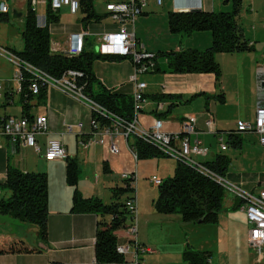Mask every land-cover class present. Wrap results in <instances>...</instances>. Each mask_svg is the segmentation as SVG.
<instances>
[{
	"label": "crops",
	"instance_id": "0c3cea01",
	"mask_svg": "<svg viewBox=\"0 0 264 264\" xmlns=\"http://www.w3.org/2000/svg\"><path fill=\"white\" fill-rule=\"evenodd\" d=\"M147 1L146 10L137 19L134 27L137 42L146 51L158 54L178 51L181 48L205 50L211 47L213 35L210 31L195 32L191 36L172 33L169 29L168 12L216 11L217 7H222L221 1L215 3V0H164L162 5H158L156 0ZM259 1L251 0L237 15L242 33L254 49L245 52L219 53L217 60L222 69L220 83L214 73L173 72L168 68L165 57L158 58L159 68L156 72L138 76V80L146 84L145 100L141 103V121L145 126H151L156 119H162L165 130L182 133L184 123L189 117H194L195 131L189 135L190 140L192 143L198 140L208 149V154L194 155V158L199 162L207 163L214 162L218 154L227 155L231 162L224 176L256 193L264 189V170L251 174L243 170L237 171L233 165L250 151V146H246L245 141H257L264 149L259 134L237 131L238 122L255 119L258 71L259 68L264 70V5ZM102 3L105 6V0H102ZM12 4L15 6L16 17L22 16L21 10L30 6L29 0H17ZM47 8L48 5H39L38 10L47 12ZM63 8H67L66 13L78 17L73 21L69 19L68 22H63ZM63 8L56 13L59 15V20L50 22L51 48L54 52H65L71 45V35L83 30L89 32L84 36V50L99 52V49H96L100 46L99 35L118 30V24L112 20L105 7L102 11H97L101 15L100 19H92L90 22L83 21L85 17L83 11L78 13L81 15L79 16L72 14L68 6ZM0 44L13 52L16 50L15 47H11L15 46L12 42L0 40ZM21 47L19 50L23 48ZM93 67L98 80L107 89L133 96L135 84L130 77L134 74L135 64L131 59L122 61L98 59ZM14 74L15 66L0 55V80L4 84L3 98L0 101L1 116H24L20 92H18L19 85L13 79ZM222 93L225 95L224 103L217 99V95ZM160 95L166 98L159 100L156 96ZM29 114L32 117L39 115L48 117V133L37 137L42 151L19 148L14 152L10 140L6 136H0V182L6 180L9 166L18 167L25 172H46L49 213L45 223L24 215L0 213V223L5 224L10 230L7 234L0 235V264H48L49 262L97 264L96 234L101 227L110 225L112 216L72 212L74 192L77 189L85 197H98L105 203L116 202L118 200L114 197L113 200L110 199L104 189H111L113 195V188L125 183L122 178L124 172L137 175L138 187L147 180V187L153 188L151 206L146 207L141 202V194L138 190L139 230L140 227L148 228L156 221L167 222L164 225L171 224L172 215L160 216L162 219L156 220L158 214L154 209L153 201L158 194L154 187L158 185L151 179L157 177L163 180L174 175L178 166L176 159L165 157L135 160L128 141L123 136L116 137L119 148L117 154L110 152L108 146L111 140H107L105 145L97 143L84 148L82 142L94 135L92 107L86 99L74 97L53 84L48 85L45 100L40 101L35 96L30 101ZM209 119H213L214 124L209 126L207 124ZM67 126H72V131H69ZM251 135L254 137H250ZM237 137H241L242 145L236 147L233 142ZM221 138L227 145L225 150L222 149ZM50 139L61 140L66 148V159L55 161L45 159L43 154ZM131 139L129 144L132 142ZM231 147L240 151L229 155ZM68 158H76L80 165L79 181L76 186H71L67 182ZM146 163H151L150 170L144 167ZM82 173L83 177H81ZM241 206L242 202L235 197L234 202L226 205V209L230 213L233 208L242 210ZM244 215L248 230L245 212ZM114 234L118 237V241L126 240L125 230L118 229ZM138 237L142 244L155 248L156 253L149 256H163V251L157 248L159 242L147 234L142 235V238ZM147 257L148 255L145 257L146 262H148Z\"/></svg>",
	"mask_w": 264,
	"mask_h": 264
},
{
	"label": "trees",
	"instance_id": "16d2710c",
	"mask_svg": "<svg viewBox=\"0 0 264 264\" xmlns=\"http://www.w3.org/2000/svg\"><path fill=\"white\" fill-rule=\"evenodd\" d=\"M95 0H80L81 11L84 12V22L98 20L101 15L95 9ZM227 1V0H226ZM230 1V0H229ZM243 0H233L232 11H169L168 23L172 33L182 36H191L195 32L210 31L213 35L211 47L205 50L185 49L178 51L159 52L154 58L158 70V58L165 57L168 68L177 73H214L218 83L221 81L222 69L217 60L219 53H235L252 51L254 48L245 39L237 22ZM50 22L59 20V15L50 6L47 8ZM3 15V14H1ZM7 15V14H6ZM25 27L22 33L23 48L14 52L24 61L37 67L44 73L61 78L68 71L79 73L77 78L83 93L115 116L132 120L134 117V99L132 95L120 91L107 89L100 83L95 72L94 62L122 61L131 59L133 55L103 54L96 51L84 50L79 55H69L65 52H54L51 48V34L45 28L36 24V16L31 6L26 12ZM149 63V59L143 63ZM20 98L23 115L32 118L29 114L30 101L37 96L40 101L45 100L47 84H41L39 94H34L30 86L34 81L31 74H25ZM41 82V81H40ZM159 100L166 96H156ZM196 97V96H194ZM217 99L225 102V95H217ZM6 116L0 115V123ZM93 119L101 125H109L113 116H105L93 111ZM233 133V132H231ZM130 147L134 148L137 158L152 159L168 157L156 144L148 142L138 136L133 137ZM234 146H241L242 139L237 137ZM231 159L227 155L218 154L214 162L205 163L209 168L224 176L229 168ZM80 165L76 158H68L66 167L67 182L76 186L79 181ZM1 193L8 191L9 195L0 197V213L24 215L45 223L48 216V175L46 172H25L18 167L9 166L7 178L0 182ZM128 186L113 188V197L118 201L105 203L98 197H85L77 189L74 192L71 211L75 213H96L111 215L110 225L101 227L96 234L95 254L97 264L122 262L117 253L118 237L114 232L123 228L128 220V211L121 196L129 192ZM159 196L153 201L155 210L162 214H180L186 223L217 224L224 207L226 190L218 182L201 173L195 167L179 161L174 175L166 177L158 185ZM241 205V204H240ZM234 210L236 208H233ZM201 221V222H200ZM210 253L200 252L187 248L183 252V259L189 264H206Z\"/></svg>",
	"mask_w": 264,
	"mask_h": 264
},
{
	"label": "built area",
	"instance_id": "2783aa9c",
	"mask_svg": "<svg viewBox=\"0 0 264 264\" xmlns=\"http://www.w3.org/2000/svg\"><path fill=\"white\" fill-rule=\"evenodd\" d=\"M17 0H0V14H8L10 9L9 2L14 3ZM164 0H156L158 5H162ZM35 16L36 24L40 28L51 30V23L47 12L38 10L39 5L50 6L58 13L63 7L68 6L72 14H78L81 11L80 0H29ZM148 5L147 0H105V8L112 20L118 24V30L99 35L101 44L99 52L103 54L133 55L134 56V74L130 80L135 84L134 99V117L132 120L115 116L106 108L96 103L83 93V87L79 86L77 78L79 73L75 71L66 72L61 78H54L32 64L22 60L11 49L0 44V55L8 59L15 66L14 81L19 85L18 92L21 93L25 74H31L34 81L30 86L34 94H39L41 84L55 85L62 91L74 96L82 97L88 101L93 111L100 112L105 116H113V121L109 125H101L92 119L93 136L83 142V147L88 148L94 144L105 145L107 140H111L108 146L111 153L117 154L119 148L116 144V137L123 136L128 141V146L137 160V153L130 147L129 139L138 136L148 142H152L168 156L183 161L190 166L195 167L201 173L212 178L224 187L226 191L231 192L242 202V211L246 214L248 225V242L255 250L258 256L259 264L264 262V189L258 193L250 192L241 184L221 176L209 168L205 163L199 162L194 155H206L208 149L202 146L200 141L192 143L189 135L195 131L194 117H189L183 125L182 133H171L165 130L164 121L156 119L151 126H145L141 121V103L145 100L144 89L146 84L138 80L140 74L154 71L156 63L154 58L157 56L154 52L146 51L141 44H138L134 27L137 19L144 14ZM264 29V23H263ZM89 32L86 30L71 35V45L65 50L66 54L79 55L84 51V36ZM143 59H149V63H143ZM41 81V82H40ZM4 84L0 80V101L3 98ZM212 115V114H209ZM207 124H214L213 119H209ZM72 131V126H67ZM48 117L46 115L33 116H8L0 123V136H6L16 152L19 148H33L36 152H41L42 147L38 142L39 135L48 133ZM238 132H255L260 136V142L264 145V70L258 71V92L256 101V114L253 121H240L237 124ZM222 149H227L221 138ZM47 161L66 159L67 153L64 144L60 139H50L43 154ZM126 186L131 189V195L124 202L128 211L130 223L123 227L126 231V240L118 241L117 253L121 256L120 264H150L146 262L145 257L156 253L155 248L142 244L138 237V178L135 173L124 172L122 174ZM151 181L159 185L162 180L154 177ZM1 194V188H0ZM48 264H53L49 262ZM117 264V263H109ZM209 264V260L206 261Z\"/></svg>",
	"mask_w": 264,
	"mask_h": 264
},
{
	"label": "rangeland",
	"instance_id": "374dc122",
	"mask_svg": "<svg viewBox=\"0 0 264 264\" xmlns=\"http://www.w3.org/2000/svg\"><path fill=\"white\" fill-rule=\"evenodd\" d=\"M221 1L222 7L216 8V11H232L233 10V0L226 2V0H215V3ZM251 0H243L242 8L249 4ZM264 5V0L259 1ZM19 3V2H18ZM17 3V5H18ZM10 9L9 15L3 14L0 15V40L12 42L11 47H15L19 51L20 47H23V37L22 33L25 27L26 12L27 8L21 10L22 16H14L15 6L9 2ZM95 9L100 12L105 7L102 3V0H95ZM16 5V6H17ZM67 8H63L62 16L63 22L70 20H75L74 15L66 13ZM81 16L80 14H78ZM257 25V24H253ZM101 44V41H100ZM21 47V48H22ZM96 49H99L96 47ZM98 52V50H97ZM135 136H131L133 138ZM254 137V136H250ZM83 144V142H82ZM246 146H250V151L245 153L239 161H235L233 167L237 171H247L248 173H258L259 171L264 170V154L263 147L257 141H245ZM238 149L231 147L229 155L238 153ZM168 156V155H167ZM170 157V156H168ZM172 158V157H171ZM144 167L151 169V163H146ZM232 168V169H234ZM83 173L81 177H83ZM154 178V177H153ZM147 180L142 183L138 190L141 194V202L144 203L145 207L151 206V197L153 188L149 189L146 185ZM126 186V183L123 182L122 187ZM154 189H157V196H159L158 186H155ZM108 192L110 199H114L111 189H104ZM8 191H3L1 194L2 197L8 196ZM131 190L121 196V201H124L128 196L131 195ZM256 193V192H254ZM0 195V197H1ZM235 196L226 191L224 206L225 208L220 213V220L217 224L210 223H186L182 220L180 214H158L156 220L162 219L160 216L172 215L171 224L164 225L167 222L156 221L154 224L147 227H140L138 236L142 238V235H149L152 239L159 242L158 250L163 251V256L159 257L157 255L147 257V261L150 264H189L183 259V252L187 248H193L200 252L210 253L207 260L209 264H259L258 256L255 250L249 245L247 239V226L245 223V215L241 208L238 210H230L228 212L226 205L234 202ZM109 199V198H106ZM155 209V208H154ZM229 214V215H228ZM1 218V216H0ZM126 223H130V219ZM124 230V228H121ZM10 230L5 224L0 223V235H5ZM4 233V234H2ZM154 248V247H153ZM264 264V262H263Z\"/></svg>",
	"mask_w": 264,
	"mask_h": 264
},
{
	"label": "water",
	"instance_id": "95a60500",
	"mask_svg": "<svg viewBox=\"0 0 264 264\" xmlns=\"http://www.w3.org/2000/svg\"><path fill=\"white\" fill-rule=\"evenodd\" d=\"M14 16L16 17V16H17V14H15V13H14ZM200 222H201V221H200Z\"/></svg>",
	"mask_w": 264,
	"mask_h": 264
},
{
	"label": "bare ground",
	"instance_id": "6f19581e",
	"mask_svg": "<svg viewBox=\"0 0 264 264\" xmlns=\"http://www.w3.org/2000/svg\"><path fill=\"white\" fill-rule=\"evenodd\" d=\"M50 1V0H49ZM85 43V42H84Z\"/></svg>",
	"mask_w": 264,
	"mask_h": 264
}]
</instances>
